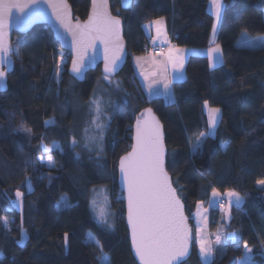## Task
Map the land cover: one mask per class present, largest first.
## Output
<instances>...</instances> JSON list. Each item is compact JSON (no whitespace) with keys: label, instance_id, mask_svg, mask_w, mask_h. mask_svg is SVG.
<instances>
[{"label":"trees","instance_id":"obj_1","mask_svg":"<svg viewBox=\"0 0 264 264\" xmlns=\"http://www.w3.org/2000/svg\"><path fill=\"white\" fill-rule=\"evenodd\" d=\"M224 9L216 33L223 64L210 70L207 55H191L185 65V81L172 85L174 100L146 101L131 57L146 55L144 26L163 17L170 41L182 49L203 51L210 45L213 16L208 0H134L122 11L111 1L113 16L122 21L129 54L116 77L122 93L105 137L104 160L98 161L72 147L76 107L86 103L102 75L98 68L76 83L67 74L70 58L44 26L29 34H14L15 66L8 76V90L0 93V264H136L130 252L124 220L123 195L117 186V162L132 145L131 128L137 115L151 108L164 128L166 168L194 234L193 216L198 204L208 206L212 189L220 195L239 192L244 200L231 208L226 233L237 234L236 243L214 247L209 264H239L245 243L252 249L251 264H264V48H238L241 34L264 35V0H223ZM75 17L84 21L90 0H68ZM61 53L66 63L61 82L56 65ZM122 97H126L123 100ZM221 111L214 137L198 152L192 145L208 131L204 101ZM137 109H133V108ZM54 120L52 126L45 121ZM31 130V135H28ZM55 142L51 152L55 166L46 169L42 145ZM223 142V143H222ZM62 149V151H61ZM78 154V155H77ZM30 183V187H29ZM108 188L117 211L113 231L100 226L89 207L93 190ZM24 193L21 209L15 193ZM65 199L71 207H59ZM59 202V204H58ZM220 224L219 212H209L211 233ZM21 228L26 240L21 241ZM65 233L67 243H65ZM90 235L100 246L87 242ZM193 243L185 264H202Z\"/></svg>","mask_w":264,"mask_h":264},{"label":"snow or ice","instance_id":"obj_2","mask_svg":"<svg viewBox=\"0 0 264 264\" xmlns=\"http://www.w3.org/2000/svg\"><path fill=\"white\" fill-rule=\"evenodd\" d=\"M32 3H39V0H32ZM215 22L212 25L213 34L217 31V25L222 18L224 9L223 0H210ZM53 15L55 16L60 28L63 32L70 34L71 46L75 52L72 60L71 72L76 74V78L82 75L83 70L88 66L91 59L88 56L89 49L96 48V42L99 41L104 46V79H108L109 75L114 73L119 66V62L123 57V45L121 43V20L117 16L111 15L109 11L108 0H92V9L87 20L75 24L72 23L68 11V6L61 4H51ZM24 5L16 3L15 0H2L0 2V89L5 87L6 72L2 65L8 64L11 67V61L6 59L11 51L10 46L4 41V29L7 25L8 18L12 16V10L18 9L23 11ZM156 25L157 36L163 31V17L152 21ZM58 38H62V33H58ZM248 47L264 48V35L258 36L255 41H246ZM185 50H178L179 53ZM221 47L217 44L214 48H209L207 54L209 57V67L212 68L217 63L223 64ZM173 49L169 50L168 59L163 65V71H167V65L171 64L174 74L169 79L164 78L163 89L164 95L168 99L174 100V94L171 92L172 83L182 78L181 70L183 69L184 58L182 55H172ZM63 59V57H61ZM140 59L139 57L137 58ZM62 69L61 65H56V81L61 82ZM147 80L148 77L145 76ZM157 81H151L148 84L149 95H159L160 89L154 87ZM117 87L119 84L117 83ZM94 106L96 115L91 123L98 130V134L88 137V142L97 143L100 150H103L104 129L108 127L106 123L99 122L102 114V108L99 100L92 99L90 108ZM203 107L208 113V131L201 133L196 142L192 145L194 152L202 149L204 142L209 137L215 136V130L219 121L220 109L211 107L208 101H204ZM54 123V120L45 121V124ZM88 129H85L87 136ZM31 135V130H28ZM55 143V142H54ZM75 138L72 144L76 145ZM223 143V142H222ZM44 149L48 151V146L44 145ZM62 151V149H61ZM78 155V154H77ZM43 159V158H41ZM47 162L50 166H55L53 157L49 155ZM120 182L126 191L127 200V222L131 230L132 248L139 260V264H174L178 257H184L188 254L189 243L191 241V229L188 227L187 218L183 214V204L176 189L173 187L169 173L166 168V149L164 145V135L162 126L158 118L153 114L151 108H147L136 119L134 143L131 145V151L120 157L119 160ZM258 185L264 186V179L257 180ZM30 187V183H29ZM213 197L220 196L216 188L212 189ZM24 193L17 190L15 193V201L13 204H19L22 201ZM228 197V207L225 208L223 202L218 200H210L209 207L218 206L225 215L231 217V208L235 206L239 209L243 203V196L236 191L229 190L226 193ZM59 204V202H58ZM95 200L92 201L94 207ZM65 207H71V203L65 200ZM205 212L208 209L204 210ZM101 223L111 228L112 225L105 213H100ZM7 226L8 218L0 217ZM21 243L23 240L24 229L21 228ZM68 234L65 233V243H67ZM197 239L199 241V251L202 258L211 257L213 248L206 239L197 231ZM225 239H231L236 243L238 237L235 232L226 234ZM221 236H216V243L219 244ZM99 245V242H96ZM102 249V246H100ZM247 253H251L252 249L245 243ZM264 255V253H262ZM98 259L101 264H107V257L102 251ZM252 259L251 256L246 257L243 264H248Z\"/></svg>","mask_w":264,"mask_h":264},{"label":"rangeland","instance_id":"obj_3","mask_svg":"<svg viewBox=\"0 0 264 264\" xmlns=\"http://www.w3.org/2000/svg\"><path fill=\"white\" fill-rule=\"evenodd\" d=\"M208 12L213 16L214 22H215V15H214L212 6L210 4V0H208ZM263 18H264V16H263ZM219 24L217 25V31L219 28ZM162 28H163V31H165V27H162ZM217 31H216V33H217ZM216 33L215 34H213V32L211 33L210 45L207 49L203 50L204 52H206L207 57H208L207 50L209 48H214L216 46V40H215L216 39ZM164 38H165L164 33H162L160 36H157V34H156V41H162ZM256 38H251L245 34H241L238 41L236 42V47H238V48H260L258 46L257 47H248L245 45L246 41H255ZM13 42H14V40H13ZM147 45H149V44H147ZM166 52H167V49H166ZM220 55H222V54L221 53L217 54L218 59H219ZM61 57H63V59H61ZM208 59H209V57H208ZM65 63H66L65 55H64V53H61L58 64L61 65L62 72L64 70ZM219 64L220 63L217 60V63L215 64V66L210 68V70L216 68ZM148 65H149L148 66L149 69H151L152 71H155L156 74H158L159 71L161 72L162 76L157 78V83L154 85V87H158L160 89L159 95H161L163 97L161 99L169 100L168 97L164 95V89H163V82H164L165 76H167L169 78L168 72L163 71L162 65H159L158 67H156L155 64H153V67L149 63H148ZM141 80L143 81L141 83V86H142L141 89H142L143 93L145 94L146 101H152L154 99H158L160 96L155 95V94L149 95V89H148L149 82L155 81L154 74L151 76L148 75V79L147 80L145 79L146 82L143 80V78H141ZM117 83L119 84V87H117ZM119 93H122L121 84H120L119 80H117L116 78L113 80H109V79L106 80L102 76L101 79H99L97 81V84L95 86V89H94L90 99L86 103H79L76 107V125L74 127V135L72 136V140H73V138H75L77 143H76V145H73L72 140H71L70 143H71L72 147L78 149L79 151H81L83 153L88 154L89 156L93 157L94 159H96L98 161L104 160V157H105L104 156V154H105V137H106L107 131H108L110 123H111L112 112L118 105V100H117L116 96ZM124 98L127 101L126 97H122L123 100H125ZM92 99L99 100L101 108H102V114L100 116L99 122L106 123L108 125V127H106L104 129V134H103L104 139L102 142L103 143L102 152L100 150L99 144H97V143H92L91 141H89L87 147L85 146L86 140L88 139V137L95 136L98 134V130L95 129V126L92 125V123H91L93 117L96 115V113L94 111V106L92 108H90V102ZM133 109H137V108L135 107ZM204 112H205L207 119H208V113H207V110L205 108H204ZM220 118H221V111L219 113L218 124L220 122ZM52 125H53V123L46 124V126H52ZM86 128L88 129L87 136L85 134ZM215 133H216V130H215ZM48 149L49 150L46 151L44 149V145H42V152L45 154L44 155L45 157H43V159L40 158L39 163L41 166L45 167L46 169H52L53 166H50L48 164L47 157L50 155L51 152H54V151L60 152V147L57 143L52 142L49 144ZM192 152H194L193 149H192ZM213 199L216 200V197L214 198L212 196L210 200H213ZM93 200H95L94 207L92 206ZM219 201H225V208L228 207V197L226 196V194H224V197L221 198ZM64 205H65V199H62L60 201L59 207H65ZM214 206H216V205H214ZM214 206L205 207L208 209V211H207L208 221H209V212H212V208ZM15 207L18 210H20L21 209V202L19 204H15ZM89 207H90V211L92 213V217L100 226L104 227L105 229H107L109 231L114 230L116 223H117L118 216H117V211L115 210V208L112 205L111 193H110L108 188H99V189L93 190L90 194ZM233 207H235V206H233ZM101 212L105 213V215L107 216L109 223H111V225H112L111 228H108L106 225L101 223V220H100V213ZM218 212L220 215V224H219V227H218V230L216 233L210 232V230L207 227L206 221H204V219L202 218V216L200 215V213L198 211L195 215L196 219H195V226H194V243L196 246L195 250H196L202 264H209L212 261V259L214 258V254H212L211 257H204V258L201 257L200 251H199V241L197 239L198 229L200 231V235L203 236L206 239V241L211 244L212 248L222 246L226 242H229V241L232 242L231 239H225L226 234L228 233V232L226 233V231H227L226 226L229 224L230 218L228 216H226L225 212L222 211L221 209ZM193 224H194V221H193ZM217 235L221 236V241L219 244L216 243V236ZM23 237L24 238H23L22 242L20 243V245H23L26 238H27L25 233H23ZM87 242L88 243H94L95 245H97L94 238L91 237L90 235L87 236ZM248 256L252 257L251 253H247L246 249H245L243 259L239 262V264H243L246 257H248ZM108 262L109 261L107 258V264H108ZM251 262H252V259L250 261H248V264H251ZM100 263H101V261H100Z\"/></svg>","mask_w":264,"mask_h":264},{"label":"water","instance_id":"obj_4","mask_svg":"<svg viewBox=\"0 0 264 264\" xmlns=\"http://www.w3.org/2000/svg\"><path fill=\"white\" fill-rule=\"evenodd\" d=\"M111 1L117 2L122 11H128L131 9L134 0H108L109 11L112 15L111 7H110ZM0 2H2V0H0ZM15 2L19 3L21 5H24V8H23V11H19L18 9L12 10V16H10L8 18L7 25L4 29V32H5L4 41H5V43H7L10 46V49H11V51L8 53L6 59L11 61V67H9L8 64L2 65V67H4V70L6 72V77L4 80L5 87L0 89V93L4 94L7 92V90H8V76L12 74V72L14 70V66H15L14 49L12 46L13 40H14V34H16L18 36H25V35L29 34L35 27H38V26H44L45 28H47L51 32L53 40L58 44L60 50L69 55L70 61H69V65L67 68V74L76 83H78V84L84 83L87 74H89L91 72H95L98 68L100 69L101 75L103 77L105 76V73H104V46L99 41L96 42V48L95 49H89L88 56L91 59H89L88 66L83 70L82 75L79 78H76V74L71 72L72 60L75 56V52L71 46V36H70V34L63 32V29L60 28L55 16L53 15V8L50 6L51 4H58L59 5V4H61V2H63L68 6V11H69L72 23L75 24L77 21L83 22L74 16L72 8L68 3V0H39V3H35V4L32 3V0H15ZM91 9H92V0H90V8H89L88 15H89ZM88 15H87L85 20H87ZM58 33H62V38H58ZM121 43L123 45V50H124L123 51V57H122L121 61L119 62V66L117 67L116 71L109 75V77H108L109 80L115 79L121 73V71L123 70V68L126 65L128 57H129V54L127 51V46H126L124 36H123L122 21H121ZM144 110L141 111L137 115V117L135 118V120L133 122V125L131 128L132 144L134 143L136 119L141 116V114L144 112ZM152 112H153V110H152ZM153 114L155 115L154 112H153ZM160 124L162 126V131H163V135H164V145H165V149H166V158H167V148H166V144H165L164 128H163V125L161 122H160ZM129 151H131V148ZM119 160L117 162V167H116L117 186H118L119 191L122 193L123 200H124V220H125V226H126V229L128 232V242H129L130 252H131V255L134 259V262L136 264H139V260L135 255V250L132 248V243H131V230H130V228L128 226V222H127V200H126L127 194L123 188V185L120 182ZM170 179H171V177H170ZM171 182H172V180H171ZM183 214L187 218V216L185 214L184 205H183ZM187 224H188V227L191 229V241L189 243L188 254L184 257H178L177 260L174 261V264H185L188 262V260L190 259L191 255H192V248H193V243H194V234H193V230L189 224L188 218H187Z\"/></svg>","mask_w":264,"mask_h":264},{"label":"crops","instance_id":"obj_5","mask_svg":"<svg viewBox=\"0 0 264 264\" xmlns=\"http://www.w3.org/2000/svg\"><path fill=\"white\" fill-rule=\"evenodd\" d=\"M162 27H165V31H162V33L165 34V38L162 41H156V34L157 33H156V25L155 24L149 23V24L145 25L144 26V33H145V36H146V38L148 40V44L151 47L166 48L167 49V52H166L165 55H162V56L142 55V56H132L131 57V63H132L135 75H136V77H137V79H138V81L140 83V86H141V83L143 82L141 80V78H143V80L145 81V76L148 77V75L151 76V75L154 74L155 81H157L158 77L162 76L160 71H159L158 74H156L155 71H152L151 69H149L148 63L152 67H153V64H155L156 67H158L159 65L163 66L164 63L168 59V54H169V50L170 49H173L172 55L175 56V55L179 54V55H182L183 58H184L183 69L181 70L182 78L175 80L172 83V85L175 84V83H182L183 81H185V65H186V62H187L188 58L191 55H206V52H204V51H194V50H190V49H183L185 51L182 52V53H179L178 50H180L182 48H178V47H176L175 45H173L171 43L168 31L166 29V25H165L164 22H163V26ZM138 57L140 58L139 60L137 59ZM219 65H221V63ZM167 72H168L169 79H171V77L174 74V70H173L171 64L167 65ZM172 85H171V91H172ZM159 96H160L159 98H163L161 95H159ZM166 101L167 102H172L173 100H171V101L170 100H166ZM212 196L213 195L210 196V199H211ZM223 197H224V195H220V196L216 197V200L219 201ZM210 199H209V201H210ZM208 207H209V202H208ZM205 209H207V208H205V206L203 204H198L197 205L196 212H195V214L193 216L194 226H195V219H196L195 215H196V213L198 211L200 213V215L202 216V218L204 219V221H206L207 227H209V221H208V217H207V212L204 211Z\"/></svg>","mask_w":264,"mask_h":264},{"label":"built area","instance_id":"obj_6","mask_svg":"<svg viewBox=\"0 0 264 264\" xmlns=\"http://www.w3.org/2000/svg\"><path fill=\"white\" fill-rule=\"evenodd\" d=\"M142 51L146 54V55H152V56H162L166 53V48H156V47H151L147 44H145L142 47ZM224 203L225 205V201H221ZM220 210V208L218 206H214L212 208V212H218Z\"/></svg>","mask_w":264,"mask_h":264}]
</instances>
